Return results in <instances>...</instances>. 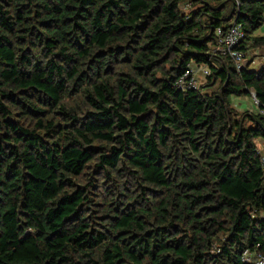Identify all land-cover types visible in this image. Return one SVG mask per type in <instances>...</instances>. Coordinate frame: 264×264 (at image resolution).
I'll return each mask as SVG.
<instances>
[{"label": "trees", "instance_id": "1", "mask_svg": "<svg viewBox=\"0 0 264 264\" xmlns=\"http://www.w3.org/2000/svg\"><path fill=\"white\" fill-rule=\"evenodd\" d=\"M263 22L264 0H0V264L264 254V62L208 53L232 24L264 48Z\"/></svg>", "mask_w": 264, "mask_h": 264}, {"label": "built area", "instance_id": "2", "mask_svg": "<svg viewBox=\"0 0 264 264\" xmlns=\"http://www.w3.org/2000/svg\"><path fill=\"white\" fill-rule=\"evenodd\" d=\"M238 5V0H232ZM215 43L209 45V52L211 55H218L222 57H228L232 60L235 70L239 71L245 66V54L240 49L244 44H247L245 40V33L239 24H232L227 29L223 30L218 27L214 30ZM209 75L207 66H197L195 64H188L185 72L179 77L176 82V86L186 91L189 89H198V82L200 79H206ZM254 105L257 107L258 102L254 93L250 95ZM260 115L264 116V109L258 111ZM257 152L260 154L258 148ZM261 167L264 170V155L260 154ZM259 216L264 218V209L259 213ZM240 261L243 264H264V254L257 250L245 249L240 256Z\"/></svg>", "mask_w": 264, "mask_h": 264}, {"label": "crops", "instance_id": "3", "mask_svg": "<svg viewBox=\"0 0 264 264\" xmlns=\"http://www.w3.org/2000/svg\"><path fill=\"white\" fill-rule=\"evenodd\" d=\"M257 33V32H255ZM254 33V34H255ZM260 36H264V32H261L260 34H257V37H260ZM251 45V42H247L246 45ZM244 47H247V46H244ZM251 49L249 50V53H252V56L251 58L249 59H245V65H249L251 69H257L259 68V66H261V64L264 62V48H252L250 47ZM247 54V53H245ZM236 99H247V98H250V97H235ZM241 102L238 103V105H240L239 107L235 106L233 103L231 104V108L234 109L235 111H238L240 113H242V111H244V108L242 107V104H240ZM245 110L247 111H250L252 113H256V110H250V109H247L245 108ZM256 145L258 147H263L264 144L261 140H258L256 142ZM264 149V147H263Z\"/></svg>", "mask_w": 264, "mask_h": 264}, {"label": "rangeland", "instance_id": "4", "mask_svg": "<svg viewBox=\"0 0 264 264\" xmlns=\"http://www.w3.org/2000/svg\"><path fill=\"white\" fill-rule=\"evenodd\" d=\"M257 33H255V34H253V36H255V37H257V34H260L261 32H264V22H263V24L258 28V30L256 31ZM244 46H247V47H245V50H242V52L245 54V53H247V54H245V59H249V58H251V56H252V53H249V50L251 49L250 47H251V45L249 44V45H246V44H244ZM206 85V80H204V79H200L199 80V82H198V88H203L204 86ZM214 89H216V87L215 88H212V89H209V91H212V90H214ZM239 102H241L240 104H242V107L244 108V111H242V112H250V111H247V110H245V108H247V109H250V110H256V106L254 105V103H253V101H252V99H251V97L250 98H247V99H243V98H241V99H236L235 97H231L230 98V103L232 104H234L235 106H237V107H239L240 105H238V103ZM264 147V146H263ZM263 147H258L257 146V148H258V150H259V152H260V154H262V155H264V149H263Z\"/></svg>", "mask_w": 264, "mask_h": 264}]
</instances>
